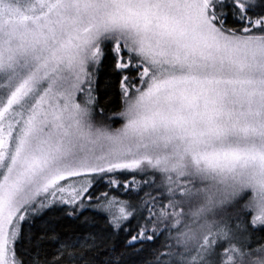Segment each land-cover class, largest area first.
I'll return each instance as SVG.
<instances>
[{
  "label": "snow or ice",
  "instance_id": "1",
  "mask_svg": "<svg viewBox=\"0 0 264 264\" xmlns=\"http://www.w3.org/2000/svg\"><path fill=\"white\" fill-rule=\"evenodd\" d=\"M0 264H264V0H0Z\"/></svg>",
  "mask_w": 264,
  "mask_h": 264
},
{
  "label": "trees",
  "instance_id": "2",
  "mask_svg": "<svg viewBox=\"0 0 264 264\" xmlns=\"http://www.w3.org/2000/svg\"><path fill=\"white\" fill-rule=\"evenodd\" d=\"M102 79H103V77H102Z\"/></svg>",
  "mask_w": 264,
  "mask_h": 264
}]
</instances>
